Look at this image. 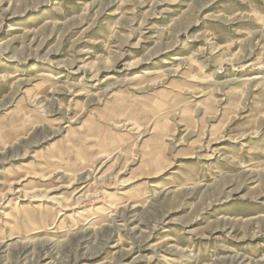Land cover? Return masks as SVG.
Instances as JSON below:
<instances>
[{
	"label": "rangeland",
	"instance_id": "374dc122",
	"mask_svg": "<svg viewBox=\"0 0 264 264\" xmlns=\"http://www.w3.org/2000/svg\"><path fill=\"white\" fill-rule=\"evenodd\" d=\"M0 264H264V0H0Z\"/></svg>",
	"mask_w": 264,
	"mask_h": 264
},
{
	"label": "bare ground",
	"instance_id": "6f19581e",
	"mask_svg": "<svg viewBox=\"0 0 264 264\" xmlns=\"http://www.w3.org/2000/svg\"><path fill=\"white\" fill-rule=\"evenodd\" d=\"M114 205V204H113Z\"/></svg>",
	"mask_w": 264,
	"mask_h": 264
}]
</instances>
